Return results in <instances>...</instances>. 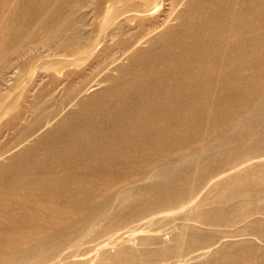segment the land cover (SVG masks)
Here are the masks:
<instances>
[{
  "label": "rangeland",
  "instance_id": "374dc122",
  "mask_svg": "<svg viewBox=\"0 0 264 264\" xmlns=\"http://www.w3.org/2000/svg\"><path fill=\"white\" fill-rule=\"evenodd\" d=\"M0 264H264V0H0Z\"/></svg>",
  "mask_w": 264,
  "mask_h": 264
}]
</instances>
